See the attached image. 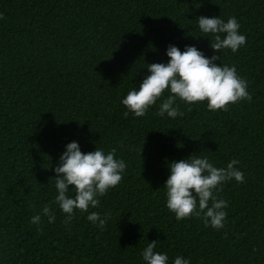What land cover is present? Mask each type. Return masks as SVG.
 Masks as SVG:
<instances>
[{
	"label": "trees",
	"instance_id": "16d2710c",
	"mask_svg": "<svg viewBox=\"0 0 264 264\" xmlns=\"http://www.w3.org/2000/svg\"><path fill=\"white\" fill-rule=\"evenodd\" d=\"M0 16V264H145L154 240L167 264H264V0H0ZM200 16L235 17L245 45L214 52ZM169 45L219 55L252 99L215 113L177 100L184 115L172 119L156 115L166 91L143 117H123L121 100L148 64H167ZM73 141L83 153L115 148L127 167L97 208L66 225L53 169ZM189 156L218 168L239 161L244 183L215 193L228 202L222 229L166 207L168 164ZM91 212L110 214L103 229Z\"/></svg>",
	"mask_w": 264,
	"mask_h": 264
},
{
	"label": "clouds",
	"instance_id": "9594fccd",
	"mask_svg": "<svg viewBox=\"0 0 264 264\" xmlns=\"http://www.w3.org/2000/svg\"><path fill=\"white\" fill-rule=\"evenodd\" d=\"M198 27L203 37L211 35L210 47L214 52L231 50L235 53L246 43V36L240 34V24L235 17L224 22L217 16H200ZM166 55L169 58L167 64H148V75L139 83L138 90H130L121 100L127 109L123 117L127 118L129 113L134 117H143L166 91L169 95L160 103L156 115L167 114L172 119L184 115L177 106V100L188 105L206 101L207 110L215 113L227 111L230 104L252 99L248 82L237 74L235 66L215 63L220 60L219 55L208 58L194 46H186L181 52L172 45L168 46ZM188 110L191 111V108ZM115 154V148L107 154L99 148L83 153L75 141L65 146L58 166L53 169L57 193L54 202L65 214L64 224L70 223L77 210L87 213L90 207L97 208L100 205L99 197L120 183L127 165L123 159L115 158ZM238 163L233 159L226 167L218 168L207 157L192 156L169 163V176L163 186L169 212L175 215L177 221L195 215L205 227L224 228L227 216L224 209L228 207V202L218 198L215 193L222 190L225 182L235 180L244 183V173L235 167ZM42 214L48 217L49 223L54 222L55 216L49 206L43 207ZM109 218V213H105L103 218L98 212H91L87 216L89 222L101 229ZM30 223L40 224L41 214L33 215ZM157 243L156 240L149 242L143 249L141 256L145 264H167V254L154 251ZM173 264L190 262L177 256Z\"/></svg>",
	"mask_w": 264,
	"mask_h": 264
}]
</instances>
